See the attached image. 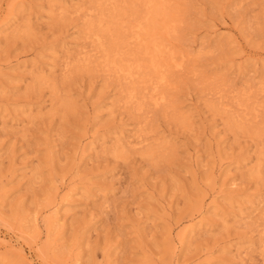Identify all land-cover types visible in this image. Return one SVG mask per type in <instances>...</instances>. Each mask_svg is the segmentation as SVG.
<instances>
[{"label":"rangeland","instance_id":"obj_1","mask_svg":"<svg viewBox=\"0 0 264 264\" xmlns=\"http://www.w3.org/2000/svg\"><path fill=\"white\" fill-rule=\"evenodd\" d=\"M0 264H264V0H0Z\"/></svg>","mask_w":264,"mask_h":264},{"label":"bare ground","instance_id":"obj_2","mask_svg":"<svg viewBox=\"0 0 264 264\" xmlns=\"http://www.w3.org/2000/svg\"><path fill=\"white\" fill-rule=\"evenodd\" d=\"M140 40V39H139ZM135 41V40H134ZM138 41V40H137ZM140 42V41H139ZM138 43V42H137ZM154 63V62H153ZM155 65V64H154ZM116 66V65H115ZM163 75V74H162Z\"/></svg>","mask_w":264,"mask_h":264}]
</instances>
